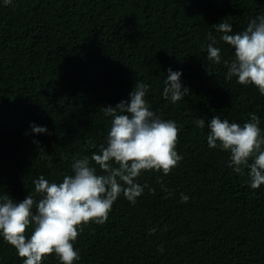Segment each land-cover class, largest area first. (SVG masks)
I'll use <instances>...</instances> for the list:
<instances>
[{"label": "trees", "instance_id": "1", "mask_svg": "<svg viewBox=\"0 0 264 264\" xmlns=\"http://www.w3.org/2000/svg\"><path fill=\"white\" fill-rule=\"evenodd\" d=\"M258 15L264 0H0V196L38 201L35 179L60 183L74 158L99 153L112 119L103 108L143 82L149 109L179 128L182 160L168 175L142 170L134 204L121 193L104 224H82L73 264H264V184L252 189L248 170L229 167L230 152L194 123L219 115L243 126L255 113L264 134V95L225 78L234 49L216 31L242 32ZM209 36L219 64L207 59ZM169 68L190 89L175 104L162 95ZM0 264H23L2 235ZM42 264L61 262L53 253Z\"/></svg>", "mask_w": 264, "mask_h": 264}, {"label": "clouds", "instance_id": "2", "mask_svg": "<svg viewBox=\"0 0 264 264\" xmlns=\"http://www.w3.org/2000/svg\"><path fill=\"white\" fill-rule=\"evenodd\" d=\"M11 3L12 0H4L5 5ZM216 31L224 33L221 40L234 49V59L223 61L228 69L225 78L235 76L239 84H252L264 95V15L251 19L242 32L229 34L233 29L227 22L217 24ZM209 39L207 59L219 64L221 50L214 46L215 37ZM181 75V71L169 68L164 82L162 95L173 104L190 90L182 85ZM149 88L150 85L137 82L129 93L130 101L103 108L104 115L112 118L106 146L102 144L99 153H92L91 158H74L72 174L65 175L60 183H50L43 175L35 179V192L41 195L38 201L32 195L21 202H14L8 195L0 196V235L16 249L23 264H42L43 258L53 253L61 264H73L80 259L73 242L82 224H104L121 193L134 204L146 186L136 182L142 170H162L168 175L182 160L176 151L179 128L175 121L161 119L149 109L145 100ZM194 123L200 129H209L210 148L219 146L230 152L229 167L236 173L248 170L252 189L264 184V134L257 114L251 113L243 126L219 115L211 117L207 124L203 118ZM30 127L34 133L48 132L45 126L33 123ZM90 159L104 174H97ZM149 191L154 194V189ZM188 200L181 193V202ZM30 225L34 230L26 238ZM159 250L162 252L163 247Z\"/></svg>", "mask_w": 264, "mask_h": 264}]
</instances>
